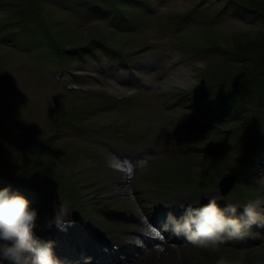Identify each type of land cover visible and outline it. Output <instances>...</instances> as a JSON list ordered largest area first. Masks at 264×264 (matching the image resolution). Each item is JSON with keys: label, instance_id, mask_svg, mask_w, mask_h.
I'll return each instance as SVG.
<instances>
[{"label": "rangeland", "instance_id": "obj_1", "mask_svg": "<svg viewBox=\"0 0 264 264\" xmlns=\"http://www.w3.org/2000/svg\"><path fill=\"white\" fill-rule=\"evenodd\" d=\"M148 1L150 6L155 9L149 15L143 14L141 11L139 13L137 8L130 9L131 12L126 13L131 20L130 25L142 23L141 26H138L139 28H136L135 33L129 35L115 33L105 22L85 21L75 16L69 17L54 8H49L47 11L52 19L64 21L58 29L60 39L56 36L50 37L52 41H57L59 44H62V41L66 46L86 43L91 37L104 38L111 44L128 50L147 44V49L143 53H136L129 57L130 63L142 72L143 83L130 79L125 72L119 73L117 63H112L111 57L106 53H101L99 59L91 57L87 62L73 58V65L67 66L66 73L69 82L91 90H107L113 95L129 96L136 92L138 89L135 88L142 84L152 86L149 93L139 94L136 99L126 105H114L113 100L108 98L104 102L105 99L88 95L82 90L66 92L61 83H57L55 79L47 78L45 75L50 76V72L58 70L60 67L58 61L62 58L59 54L56 55L55 51L47 44L43 46L40 36H38V44L33 28L35 19L30 16L24 17L27 29L16 35L24 34L31 38L35 49L31 60L27 53L13 51L10 43L0 45V129L2 132H6V129L10 128L0 140V155L10 157V154H16L19 150L18 155L9 160V164H11L9 169L12 168L16 172L28 171L29 178L33 176L44 181L46 178H54V181H57L55 175L60 179L59 184L62 185H65V179L75 180L76 187L79 188L75 192L77 196H71L66 190L67 186L62 185L56 192L61 200L68 201V205L74 206L75 209H80L79 206H76L78 202L82 204L83 208L81 209L85 213H80L78 217L81 224L76 220L69 222L67 218L59 219V221L64 220L67 225L76 223L74 231H79L81 228L96 230V225L102 224L108 229L111 227V230L114 231L121 228L122 231L117 233L121 241H129L137 234L143 241L140 230L143 229V225H147V218L145 211L142 212L140 207V200L148 202L151 196L150 193L140 188L149 183L147 182L150 178L149 174L151 175L156 167L155 159L173 155L184 161V165L192 164L194 172L198 177H202L209 168L218 173L222 171L228 174L232 173L233 170H236L238 162L234 161L231 164L229 161L248 154V150L244 149L245 146L240 148L229 146L233 138L220 136L223 129L229 130L235 124L232 126L231 123L218 124L217 120L205 110L195 111L193 115L174 114L162 104L164 102L162 93L175 91L177 88H187L194 92L200 86L198 84L207 79L222 81L225 80L227 73L232 75L238 72L235 65L227 68L228 64L225 65L213 53L198 50V54L193 47L194 45L206 47L217 43L221 47L239 51L237 50L239 45L246 46L250 41L260 39L259 36L264 33L261 25L257 21L238 18L223 19L218 17L216 19L214 13L221 7V0ZM242 1L254 3V0ZM258 1L264 3V0ZM49 3L52 4L51 1ZM179 14H185L186 18L181 19ZM6 15V9L0 5V20L7 19ZM8 31V27L4 28V33ZM47 35L46 32L44 40L49 39ZM180 40L190 42L192 46H183L180 50L181 54L175 52L171 54V57H166V52L169 49L167 43L173 42L177 45L181 43ZM241 52L250 53L251 50L247 49ZM189 54L196 55L187 61L188 57L183 56ZM260 58L264 60V54ZM243 63L245 61L236 60L232 64ZM241 71L246 75L250 74L244 66ZM89 73L97 78L87 76ZM177 75L179 76L177 77ZM109 79L122 84H114ZM239 79L240 77L237 78V82ZM201 95L204 96L203 93H199L192 98L199 100ZM166 103H168V98ZM84 108L86 109L85 115L78 120L85 124L77 119H74L73 122L79 124L80 126L77 125L79 128L68 122L63 123L60 131H66V133L59 142L53 143L54 149H51L49 153L39 151L46 138L56 132L54 127L57 121H70V118L73 117L72 114ZM263 111L264 107H257L255 117L258 124L264 122ZM202 115L204 118L206 117L205 122L219 125L217 130H205L195 127L193 123L188 125V122H182L189 117H193V121L202 119L200 117ZM15 119L20 120V124L16 127L14 125L6 128L7 125L13 124ZM109 125H120L126 133L129 132L127 134L131 135L132 139L126 137L122 140L115 138L108 140L110 138L108 133L92 134L93 129L103 130ZM260 128L259 125L257 131L260 132ZM83 131H89L90 138L83 134ZM16 135H18L17 138H15ZM236 137L238 138L239 134ZM100 138L108 140L110 145L107 142H98ZM18 140H22L25 145V152L19 146H17L18 150L15 148V143ZM174 140L180 145H171L170 141ZM262 141H264V136H262ZM218 142H221V145L227 149L226 152L221 153L223 156L219 159L216 158L217 153L215 152V149L220 146ZM97 144L103 147H99ZM35 156L38 161L43 159L41 161L44 164L50 163L47 166V173L43 172L42 174L38 167H33L29 158ZM124 156L127 158L141 156L148 160L131 171V167H128L121 159ZM201 158L204 161H199ZM226 158L228 163L224 160ZM52 168L53 172H50ZM249 169L246 185L251 188H259L263 196L257 203L247 195L244 202L248 201L252 204H245V206L264 209V156ZM51 173L53 174L51 175ZM183 177L192 179L191 172L184 173ZM0 181L7 184L10 180L1 172ZM45 183L48 184L47 181ZM173 187L183 190L190 188L189 185L179 186L177 183L173 184ZM42 192L45 191L42 189ZM211 196H216V193H205L196 198L203 202H209ZM73 198H77V203L74 204ZM46 200L51 199L47 196ZM212 208L211 202L209 209ZM21 213V215L9 219L10 222L5 230L0 229V264L2 262L27 264L25 258L36 257L34 251L36 244L29 242L30 238L27 233L31 227H35L32 224L35 220L31 221V219L36 216L40 217L42 214L48 215L47 211L41 208L40 212L34 208H26ZM57 216H51L50 219L54 220ZM148 224L151 225L150 222ZM236 230L229 236H226L225 233H214L216 238H206V242H197L192 245L184 243L179 245L173 242V236H175L173 232L166 246L162 241L163 234L159 230L160 232L155 237L163 243L154 242L144 254L135 258L133 262L123 264H215L216 260L224 264V261H228L230 258L239 259V264H253L251 261L253 256H259L262 260L264 258V232L260 233L257 227L251 230L248 228L247 231L252 234L251 241H249L245 236L240 235L241 228L237 227ZM255 232L260 233L259 237H256ZM223 234L224 236H222ZM237 243H242V245ZM38 262L39 260L35 259L32 264H38ZM91 263V259L86 258L82 262V264Z\"/></svg>", "mask_w": 264, "mask_h": 264}, {"label": "trees", "instance_id": "obj_2", "mask_svg": "<svg viewBox=\"0 0 264 264\" xmlns=\"http://www.w3.org/2000/svg\"><path fill=\"white\" fill-rule=\"evenodd\" d=\"M66 1H70V0H64V2H62V5H65ZM89 1H91V0H78V3L80 5H83L85 2H89ZM70 7L72 8V6H70ZM257 7L260 8L259 9L260 11H262V10L264 11V3L263 2H261L260 6H257ZM263 11L261 12L262 14L264 13ZM48 19L51 20L50 18H48ZM259 38H260L259 40L257 39V40L250 41L248 44H246V46L239 45L237 48V50H239V51H236V52L242 53L241 51H246L247 49H250L251 50L250 53H243V54H245L246 56L250 57L252 60L255 61V57H257V56L260 57L262 54H264V34H261V36ZM260 65L264 66V62H262ZM248 75L245 76V74H244V76L242 77L241 83L246 84V86H248L249 83L256 84L255 82H257L258 78L255 75L254 76H252L251 74H250V76H248Z\"/></svg>", "mask_w": 264, "mask_h": 264}, {"label": "bare ground", "instance_id": "obj_3", "mask_svg": "<svg viewBox=\"0 0 264 264\" xmlns=\"http://www.w3.org/2000/svg\"><path fill=\"white\" fill-rule=\"evenodd\" d=\"M178 76L179 75H177V77ZM179 81H182V80H179ZM141 207L145 208V206L143 204L141 205ZM143 229L146 230L147 232H153L154 231L153 227H151L150 225H143ZM164 235H165V237H167L165 233H164ZM94 264H97V263L94 262Z\"/></svg>", "mask_w": 264, "mask_h": 264}]
</instances>
